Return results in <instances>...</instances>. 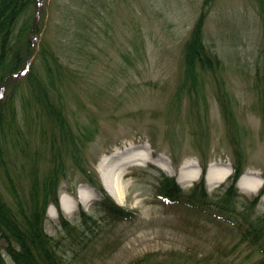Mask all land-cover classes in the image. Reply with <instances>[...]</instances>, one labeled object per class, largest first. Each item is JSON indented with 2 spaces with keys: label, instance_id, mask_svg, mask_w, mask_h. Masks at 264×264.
Masks as SVG:
<instances>
[{
  "label": "rangeland",
  "instance_id": "rangeland-1",
  "mask_svg": "<svg viewBox=\"0 0 264 264\" xmlns=\"http://www.w3.org/2000/svg\"><path fill=\"white\" fill-rule=\"evenodd\" d=\"M203 1L42 0L41 31L33 36L35 54L30 64L36 58L37 68L44 67L40 56L44 44L65 68L53 79L67 117L80 124L96 118L99 133L86 151L100 183L102 159L119 151L126 158H141L106 178L120 202L102 184L115 203L134 216L93 226L100 234L96 245L89 251L79 249L77 254L66 250L75 264H247L257 258L229 224L208 221L193 210L167 207L155 199L162 172L190 191L202 179L205 166L208 192H221L231 179L218 178L214 183L209 170L213 165L219 176L229 164L232 171L235 149L242 155V176L247 175L253 187L259 184L257 177L264 182L260 99L264 9L259 0H214L205 26V47L215 69L199 75L198 94L183 90L179 97L185 79L184 44ZM33 16L31 8L28 17ZM17 78L23 79V73ZM18 85L15 106L22 111L20 99L28 85L25 81ZM220 97L229 103L237 120V147L228 136ZM47 155L50 160L51 153ZM48 161L40 166L48 170ZM185 163L188 166L183 168ZM26 170L24 184L30 191L33 176L30 167ZM76 181L77 177H71L59 189L60 195L70 197V215L57 208L51 215L47 208L46 229L52 235H62V216L76 224L82 220V210L101 216L96 203L102 193L90 185L93 191H85L92 200L81 205L78 195L85 183ZM237 187L248 197L260 190L242 191L239 183ZM73 188L76 198L70 194ZM261 212L264 197L257 208Z\"/></svg>",
  "mask_w": 264,
  "mask_h": 264
},
{
  "label": "trees",
  "instance_id": "trees-1",
  "mask_svg": "<svg viewBox=\"0 0 264 264\" xmlns=\"http://www.w3.org/2000/svg\"><path fill=\"white\" fill-rule=\"evenodd\" d=\"M259 1L264 9V0ZM213 2L203 1L184 44L185 79L180 85L179 97L183 90L198 94L199 75L215 69L205 47V26ZM43 5L42 0H0V264H75L66 250L77 254L96 245L100 234L93 226L114 224L134 216L133 211L119 206L106 192L87 157L86 150L99 133L96 118L85 124L70 121L66 107L57 98L59 92L53 76L65 71L58 56L43 44L40 56L44 67L37 68L36 58L30 64L35 54L33 36L41 31L38 14ZM31 8L34 16L30 20ZM262 56L260 99L264 120V48ZM215 62L218 67V59ZM21 73L24 78H17ZM22 81L28 89L20 99L22 111H19L15 103L20 93L18 83ZM220 101L228 136L236 144L237 120L229 103L222 97ZM233 155L231 182L221 192H208L205 166L202 179L190 191H184L175 177L162 172L155 187V199L167 207L193 210L208 221L229 224L240 232V243L251 248V256H257L247 264H264V212L257 213L264 184L252 197L239 192L237 181L245 168L241 153L235 149ZM44 159L49 160L48 170L40 166ZM27 167L33 176L30 191L24 184ZM71 177H77L76 184L88 183L102 193L96 203L101 216L83 210L79 224L62 216L59 229L62 235H52L46 229L47 208L54 204L60 210L59 189ZM70 193L76 195L75 188Z\"/></svg>",
  "mask_w": 264,
  "mask_h": 264
},
{
  "label": "bare ground",
  "instance_id": "bare-ground-1",
  "mask_svg": "<svg viewBox=\"0 0 264 264\" xmlns=\"http://www.w3.org/2000/svg\"><path fill=\"white\" fill-rule=\"evenodd\" d=\"M123 154L124 153L120 152V151L116 152V154L112 155L110 158L102 159V161L99 165V169L101 172L100 175H101V179H102V184L107 189V191L114 198L117 199L118 202H120L119 198L117 197L118 195H116L114 193V191L111 189L106 178L116 176L120 172V170L123 169L125 166H127L128 164H130L132 162H135V161H138L141 159L140 156H138V155L133 156L131 158H126ZM116 164H118V165H116ZM158 164H160L161 167L166 169L169 173L173 172L172 168L166 166L165 164L163 165L162 162H159ZM186 166H188L186 163L184 164V166L182 164L183 168H185ZM209 173H210L209 179L211 181H213L214 183L218 182L216 180L218 178L223 181L231 174V166L229 164L226 165V167L223 168V172H221L218 176L217 174L214 173V167H213V165H211V169L209 170ZM249 173L250 172H248L247 174H249ZM257 178H258L259 184L256 187L255 186L253 187L252 180L248 179L247 175L242 176V178L239 182L240 189L242 191H253V190L259 189L263 180L261 177H257ZM255 180H257V179L255 178ZM85 190L93 191V188L87 184L82 185L80 187V191H79V195H78V201L82 204H88L92 200V197L90 195H87ZM61 207H62L63 211L68 215H70L71 212L73 211V206H72V203L70 202V197L66 194H61ZM54 211H55V207L53 205H51L50 209H49V214L53 215Z\"/></svg>",
  "mask_w": 264,
  "mask_h": 264
}]
</instances>
